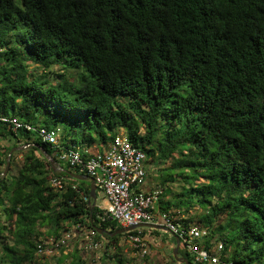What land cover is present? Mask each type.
Returning <instances> with one entry per match:
<instances>
[{
    "label": "trees",
    "instance_id": "16d2710c",
    "mask_svg": "<svg viewBox=\"0 0 264 264\" xmlns=\"http://www.w3.org/2000/svg\"><path fill=\"white\" fill-rule=\"evenodd\" d=\"M119 133L146 155L158 212L207 229L196 242L231 264H264V0H0V264H38V244L76 224L121 229L58 158ZM106 233L124 264L127 234ZM177 257L192 264L182 242Z\"/></svg>",
    "mask_w": 264,
    "mask_h": 264
},
{
    "label": "built area",
    "instance_id": "2783aa9c",
    "mask_svg": "<svg viewBox=\"0 0 264 264\" xmlns=\"http://www.w3.org/2000/svg\"><path fill=\"white\" fill-rule=\"evenodd\" d=\"M39 134L43 142L57 144L55 131L42 128ZM28 147V144L22 146L23 149ZM58 158L78 171L76 174L93 179L96 196L104 201L103 205H97L99 222H115L121 228L134 227L132 231L142 229L144 225L163 228L182 242L192 264H231L222 255L221 242L209 249L196 242L208 235L207 229L195 225L184 227L169 214L157 211L161 191L144 189L148 168L146 155L134 147L123 133L117 134L108 146L87 159H83L80 152L73 149L62 152ZM51 184L60 187L61 181L54 178ZM72 189L76 190V185ZM83 199L87 201V198ZM129 232H126V241L133 249H137L135 252L139 257H145L147 245L144 238ZM96 234L94 228L76 224L59 238H49L38 244L36 255H47L52 251L67 255L74 250L75 243L79 244L78 250L81 252L104 248V242L98 240Z\"/></svg>",
    "mask_w": 264,
    "mask_h": 264
},
{
    "label": "rangeland",
    "instance_id": "374dc122",
    "mask_svg": "<svg viewBox=\"0 0 264 264\" xmlns=\"http://www.w3.org/2000/svg\"><path fill=\"white\" fill-rule=\"evenodd\" d=\"M23 149V148H22ZM91 153L94 151L91 150ZM21 163V155H16L15 157V163L11 166H8V169L5 173V175H14L16 174L17 168ZM151 176H153L152 173H150ZM148 184L151 185V180L147 179ZM100 198L96 200V204L99 205ZM137 233L138 232H146L145 229H138L134 230ZM148 231V230H147ZM160 241H158V244L155 245H147V254L145 257H139L135 250L132 248L131 244L126 241V239H121L120 246H122V254L125 259L124 264H163L164 257H169L172 253V247L171 245L167 243L170 242L171 235L166 230H156ZM148 234V232H146ZM165 239V240H163ZM165 242L166 244H163ZM79 244H74V249H78ZM78 254L81 257V259L85 262V264H110V261L107 259V257L104 255V248L102 247L99 250L93 251V252H81L78 250ZM60 253H56L55 251H52L50 254L47 255H39L37 256V262L38 264H54L55 261L60 257ZM146 259V260H145Z\"/></svg>",
    "mask_w": 264,
    "mask_h": 264
},
{
    "label": "water",
    "instance_id": "95a60500",
    "mask_svg": "<svg viewBox=\"0 0 264 264\" xmlns=\"http://www.w3.org/2000/svg\"><path fill=\"white\" fill-rule=\"evenodd\" d=\"M9 160H10V155L8 156L7 163H6V166H5L3 175H5V173H6L7 169H8ZM51 164L54 165V162H51ZM69 176L72 177L75 180H79V181H89V183H90V185H89V194H90V198H91V202L89 203V211L91 212L93 210V208L95 207V205H96V192H95V186H94L93 179L88 178V177H86L84 175H78V174H73V173H69ZM144 226L145 227H155V226H152V225H144ZM133 229H134V227L121 228V229H119L118 231H116L113 234H108L105 231L100 230V229L94 227V230L96 231L97 234H100L101 235L103 233H106L109 236H114L116 234H123V233L129 232V231H132ZM171 236L174 238V240L176 242V247L174 249H172V255L174 257V260L177 263H180V264H188V261L187 260H182L181 258H178L177 257V251H178V248H179L180 241H179V239L176 236H173V235H171Z\"/></svg>",
    "mask_w": 264,
    "mask_h": 264
},
{
    "label": "crops",
    "instance_id": "0c3cea01",
    "mask_svg": "<svg viewBox=\"0 0 264 264\" xmlns=\"http://www.w3.org/2000/svg\"><path fill=\"white\" fill-rule=\"evenodd\" d=\"M151 186H152V185H149V184H148V181H147L146 185L144 186L145 191H149V190L151 189ZM103 204H104V201L100 199V203H99V205H103ZM142 229H145L146 231L148 230V231H147L148 234H145V235L143 236V238H144V240H145V242H146V245H150V246H152V245L158 244V241L161 240V239H159V237L151 235V231L163 230L162 228H159V227H142ZM149 231H150V232H149ZM171 237H172V236H171ZM173 239H174V238H173ZM160 242H161V241H160ZM167 243L170 244L168 241H167ZM163 244H166V243L163 242ZM170 245H171L170 247L173 248V245H172V244H170ZM152 247H153V246H152Z\"/></svg>",
    "mask_w": 264,
    "mask_h": 264
}]
</instances>
